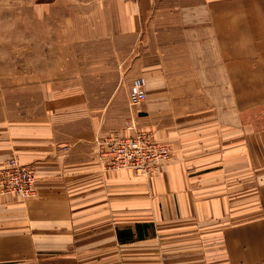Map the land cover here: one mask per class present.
<instances>
[{
	"label": "crops",
	"instance_id": "1",
	"mask_svg": "<svg viewBox=\"0 0 264 264\" xmlns=\"http://www.w3.org/2000/svg\"><path fill=\"white\" fill-rule=\"evenodd\" d=\"M95 1L116 44L97 99L81 80L0 117V177L16 157L37 190L0 193V264H264V0ZM136 76L138 125L171 155L141 174L98 142L133 132Z\"/></svg>",
	"mask_w": 264,
	"mask_h": 264
},
{
	"label": "rangeland",
	"instance_id": "2",
	"mask_svg": "<svg viewBox=\"0 0 264 264\" xmlns=\"http://www.w3.org/2000/svg\"><path fill=\"white\" fill-rule=\"evenodd\" d=\"M102 15L95 0H0V117L15 104L35 109L47 96L60 99L81 80L90 98L97 99L96 69L102 60L96 53L107 54L116 45L94 39L106 33ZM103 61L110 80L113 73L121 74L116 58ZM143 103L130 104L126 119L133 117L140 131L135 110Z\"/></svg>",
	"mask_w": 264,
	"mask_h": 264
},
{
	"label": "built area",
	"instance_id": "3",
	"mask_svg": "<svg viewBox=\"0 0 264 264\" xmlns=\"http://www.w3.org/2000/svg\"><path fill=\"white\" fill-rule=\"evenodd\" d=\"M146 78L137 76L130 88V104L136 105L146 99ZM127 135L111 134L99 142V157L109 168H127L137 173H147L156 164L168 160L170 150L166 144L152 139V134L138 130L133 117L124 125ZM0 193L13 195L21 199H32L37 196L35 169L22 165L16 157L10 158L0 177Z\"/></svg>",
	"mask_w": 264,
	"mask_h": 264
}]
</instances>
